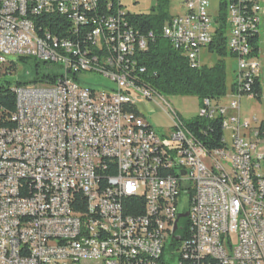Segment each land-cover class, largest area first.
Returning <instances> with one entry per match:
<instances>
[{
    "label": "built area",
    "instance_id": "2783aa9c",
    "mask_svg": "<svg viewBox=\"0 0 264 264\" xmlns=\"http://www.w3.org/2000/svg\"><path fill=\"white\" fill-rule=\"evenodd\" d=\"M126 1L137 2L0 0V63L32 58L57 76L16 87L15 127L0 129V264H264V121L243 122L240 108L242 95L264 99V0H221L216 20L210 0H187L162 27L160 36L199 69L224 16L237 100L205 99L198 118L220 120L233 145L223 139L211 155L174 111L165 112L174 123L165 137L127 110L160 96L144 86L138 60L156 35L128 22ZM39 17L64 18L67 36H33ZM84 76L107 83L90 88ZM127 198L143 199L144 213L128 214Z\"/></svg>",
    "mask_w": 264,
    "mask_h": 264
},
{
    "label": "trees",
    "instance_id": "16d2710c",
    "mask_svg": "<svg viewBox=\"0 0 264 264\" xmlns=\"http://www.w3.org/2000/svg\"><path fill=\"white\" fill-rule=\"evenodd\" d=\"M1 5V2H0ZM167 0L160 1L159 13L154 16L126 13L128 22L142 32L155 33V41L149 49L139 54L138 60L141 65L146 67V74L143 77L144 86L151 87L160 97H197L202 101L208 99L214 103H220L227 95V75L225 59L231 56L226 48V26L224 16L220 18L221 24L217 29L213 44L209 47V52L216 54L220 59L213 66H201L199 69L191 68L186 56L179 51H175L171 45L164 40L160 34L162 27L167 22L166 14ZM224 9V7L222 8ZM56 20V21H55ZM36 32L39 37L48 40L46 33L50 32L53 36L63 38L67 36L66 31L70 24L64 19H50L48 17H39L34 19ZM66 27V28H65ZM47 29V30H46ZM70 31V29H68ZM74 29L71 28V32ZM21 58L20 61H25ZM16 63H10L7 73L16 71ZM49 66L47 64H36L37 78L33 82L37 83H54L57 76L48 70L41 73L40 70ZM140 86L139 78H131ZM30 86L28 83H18L16 87ZM258 90V86H255ZM127 110L138 117L144 115L133 106H127ZM16 111L15 90L3 86L0 88V129L12 130L15 127L13 116ZM193 134L197 143L208 152L223 147L224 131L220 120H203L196 118L186 125ZM116 172H108L107 175H114ZM126 210L128 214H143L144 200L140 198H127ZM138 202V212L132 211L131 206ZM81 262H93V259L81 260ZM160 263V260L158 261Z\"/></svg>",
    "mask_w": 264,
    "mask_h": 264
},
{
    "label": "rangeland",
    "instance_id": "374dc122",
    "mask_svg": "<svg viewBox=\"0 0 264 264\" xmlns=\"http://www.w3.org/2000/svg\"><path fill=\"white\" fill-rule=\"evenodd\" d=\"M161 0H137L126 1L127 11L132 14L149 15L154 16L159 13ZM187 0H167L166 14L169 18L182 15L184 13L183 5ZM211 7L209 10L213 19L220 17V2L221 0H210ZM168 22V20H167ZM219 24H214L213 29H217ZM264 49V42L261 46ZM200 63L205 66H213L219 61V57L216 54H212L203 49L200 52ZM7 64L0 63V88L3 86L16 88L18 83H28L33 87H41L40 83L34 84L33 82L37 78L35 59L28 58L25 61H20L17 58H8ZM15 62L17 67L16 71L7 73V68L10 63ZM226 75H227V95L221 100V104L228 107L233 100L236 99V95L232 91V85L235 81V70L237 66V60L232 56H228L225 59ZM48 72L47 67L40 70L41 73ZM83 81L89 85H85L90 88L100 89L98 85H104L107 82L100 76H84ZM95 84L97 86H95ZM201 101L194 96L191 97H154L151 101L144 100L139 104V111L144 115L149 125L154 128L159 136L168 137L174 131V123L171 118L165 112L174 111L178 117L183 121L185 125L191 123L199 117L201 110ZM241 118L243 122L250 121L251 125H254V119L264 121V99H251L247 95H242L240 100ZM228 115L232 116L233 112L228 111ZM224 140L227 146L233 145V135L227 130L224 133ZM181 212H184L185 207H182ZM170 264H178V258L171 261Z\"/></svg>",
    "mask_w": 264,
    "mask_h": 264
},
{
    "label": "bare ground",
    "instance_id": "6f19581e",
    "mask_svg": "<svg viewBox=\"0 0 264 264\" xmlns=\"http://www.w3.org/2000/svg\"><path fill=\"white\" fill-rule=\"evenodd\" d=\"M33 36L39 37L36 32V25H32ZM45 51L49 53L51 58H61L60 48L52 44H45ZM103 77H111V70H103ZM131 85L138 86L131 80ZM201 153L204 155H211V152L206 151L201 147ZM8 162L20 163L21 155H8ZM98 234L109 235V227L98 226ZM124 251H136V244H124ZM85 259H93V253H80V262ZM160 256L148 255V263H158Z\"/></svg>",
    "mask_w": 264,
    "mask_h": 264
}]
</instances>
